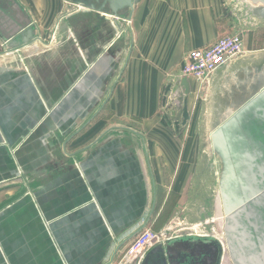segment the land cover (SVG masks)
<instances>
[{
    "label": "crops",
    "instance_id": "crops-1",
    "mask_svg": "<svg viewBox=\"0 0 264 264\" xmlns=\"http://www.w3.org/2000/svg\"><path fill=\"white\" fill-rule=\"evenodd\" d=\"M227 10L226 0H139L121 52L122 32L103 41L99 18L79 19L91 32L64 36L59 50L41 37L11 49L36 58L0 70V264H118L160 215L153 170L180 151L163 113L175 104L187 115L200 91L178 66L224 34ZM245 53L211 77L224 106L264 65Z\"/></svg>",
    "mask_w": 264,
    "mask_h": 264
},
{
    "label": "rangeland",
    "instance_id": "rangeland-1",
    "mask_svg": "<svg viewBox=\"0 0 264 264\" xmlns=\"http://www.w3.org/2000/svg\"><path fill=\"white\" fill-rule=\"evenodd\" d=\"M17 2L23 9L26 20L34 28L36 38H43L46 44L45 49L59 50L64 44L62 43L64 36H69L70 33L76 35L84 33L83 28L76 25L82 16L68 0H17ZM226 2L228 10L224 19L226 23L223 29L224 34L240 31L243 38L241 55L246 52L243 56L244 62L256 66L259 64V58L264 57L262 55L264 54V24L258 27L245 25L239 17L238 10L233 8L229 0ZM101 14L111 16L106 12ZM115 19L120 24L122 34L113 46L116 49L119 48L121 52L122 49H126V43L130 39L129 21ZM16 24L17 20L11 21L9 18L6 22L10 28L15 27ZM249 28L263 29H258L255 34H247V37ZM89 32L91 30L86 29L85 33ZM113 33L112 22L108 21L98 35L104 37L103 41H107ZM7 34V31L0 33V70L16 68L23 65V61L27 62L36 58L35 55H30L32 59H28L29 51L11 50L14 48L8 47ZM124 41L125 47H123ZM20 55L24 56L25 60L22 61ZM118 67L119 64L116 66V71ZM176 76L180 78L178 73ZM195 84L199 86L197 82ZM210 84L208 87L199 86L200 91L197 90L195 98L189 97L185 105L183 104V107H188L187 115H183L182 108L175 104L168 107L170 110L166 111L167 113H163L166 119L162 121L164 128L172 130L177 135L175 142L180 151L163 154L159 167L153 170L156 179L161 182V185H157L159 200L155 204L153 213L160 212V215L143 229L157 233L160 237L159 243L184 234L209 235L222 241L223 225L220 227L218 222L223 210L220 197L222 182L219 183L218 180L219 158L212 150L209 133L221 120L222 111L228 110V104L224 106L225 100L221 99L220 92L217 90L218 86L212 88ZM131 127L139 128L135 122H132ZM161 198L163 206L159 210Z\"/></svg>",
    "mask_w": 264,
    "mask_h": 264
},
{
    "label": "water",
    "instance_id": "water-1",
    "mask_svg": "<svg viewBox=\"0 0 264 264\" xmlns=\"http://www.w3.org/2000/svg\"><path fill=\"white\" fill-rule=\"evenodd\" d=\"M109 2L113 18V23L118 28L115 18H118V9L127 8L124 19L130 21L133 10L139 0H105ZM233 8L239 12V17L245 25L258 27L264 24V0H229ZM87 8V7H86ZM231 13V12H230ZM0 15L6 16L0 9ZM238 18V17H237ZM238 20H240L238 18ZM119 29V28H118ZM36 38L34 28L26 21H19L15 27L8 32L6 39L7 44L17 49L27 45ZM256 76H252L248 81L239 87L234 98L228 104V110L222 111L221 120L209 133V140L212 148L218 152H225L228 147L237 143L236 133L242 129L243 124L248 120L249 115L260 117L258 112L264 114V65L256 68ZM262 117V116H261ZM256 182V181H255ZM251 181L231 184L229 181L224 182L225 194H222V200L227 204L229 210L224 217V233L230 237V243L235 238L236 230L242 225L240 220L248 219L253 216V205H260L264 193V188ZM254 184V185H253ZM240 193L243 196H237ZM260 195V196H259ZM244 228L245 241L239 245L244 251L243 258L241 255L237 261L238 264H264V233L256 232L255 236ZM179 248H175L173 253L178 255ZM170 250L167 246L161 244L154 245L143 259L142 264H166V257L169 256ZM174 255V256H175Z\"/></svg>",
    "mask_w": 264,
    "mask_h": 264
},
{
    "label": "flooded vegetation",
    "instance_id": "flooded-vegetation-1",
    "mask_svg": "<svg viewBox=\"0 0 264 264\" xmlns=\"http://www.w3.org/2000/svg\"><path fill=\"white\" fill-rule=\"evenodd\" d=\"M68 1L75 7L76 11L81 14L82 19L91 21L93 18H99L101 21L105 22L114 19L112 16L106 18L101 14V12H111L108 1ZM0 9L4 15L6 14V18L0 15V33L3 31L10 32L12 30V28L6 25L8 18L11 21L17 20V23L19 21H27L23 9L17 0H0ZM126 13V7L123 6L119 8L118 18L124 19ZM82 32L85 33L86 29H83ZM8 47L12 46L8 44ZM260 114L262 117L260 116L259 118L253 115L248 116V120L243 124L242 129L236 133L237 143L235 145L228 147L225 152H218L212 148L213 152L217 154L219 158V183L225 182L226 180L231 184L244 181H251V183H254L256 181L255 184L260 182V186L262 185L264 188V114ZM260 195L262 197V203L260 205H253V216H250L248 219L243 217V219L240 220L242 225L237 227L235 238L231 243L230 237L226 236L224 233L225 221L223 222L222 241L209 235L184 234L177 235L163 243H157L167 246L170 250L169 256L166 257V264H223L224 262L226 264H228V262L231 264H238L236 251L241 247L239 244L245 241V235H242L245 232L243 227L246 228L245 230L248 229L249 233L253 232L254 236L256 232L264 233V193ZM237 196L243 195L238 193ZM175 248H179L178 255L173 253ZM149 250L145 252L143 259L146 257ZM142 262L143 260L140 264H142Z\"/></svg>",
    "mask_w": 264,
    "mask_h": 264
},
{
    "label": "built area",
    "instance_id": "built-area-1",
    "mask_svg": "<svg viewBox=\"0 0 264 264\" xmlns=\"http://www.w3.org/2000/svg\"><path fill=\"white\" fill-rule=\"evenodd\" d=\"M111 22L116 32H122L119 27L116 28L113 20ZM242 52L243 38L240 31L223 34L212 43L189 51L178 66V74L195 80L200 87H208L212 75L241 56ZM159 238L157 233L149 229L141 230L124 248L118 264H140L145 252L159 243Z\"/></svg>",
    "mask_w": 264,
    "mask_h": 264
},
{
    "label": "bare ground",
    "instance_id": "bare-ground-1",
    "mask_svg": "<svg viewBox=\"0 0 264 264\" xmlns=\"http://www.w3.org/2000/svg\"><path fill=\"white\" fill-rule=\"evenodd\" d=\"M232 157V156H231ZM234 158V157H233ZM231 160V159H230ZM231 162H232V160H231ZM233 165V164H232ZM234 167V166H233ZM237 173V172H236ZM221 199H222V197H223V195L222 194H225V191H224V181L222 182V184H221ZM222 205H223V210H222V213L220 214V217L218 218V222L220 223V227L223 225V222H224V217H226L225 216V213L229 210V208L227 207V204L224 202V199L222 200ZM239 230V229H238ZM225 239V238H224ZM227 240V239H226ZM235 241V240H234ZM234 243V242H233ZM236 244V243H235ZM234 244V245H235ZM231 247V246H230ZM233 247V246H232ZM236 247H237V245H236ZM235 249V248H234ZM240 251V250H239ZM229 263V262H228Z\"/></svg>",
    "mask_w": 264,
    "mask_h": 264
}]
</instances>
